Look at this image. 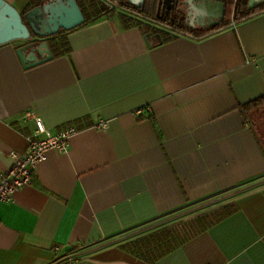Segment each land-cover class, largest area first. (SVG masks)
<instances>
[{"label": "crops", "instance_id": "1", "mask_svg": "<svg viewBox=\"0 0 264 264\" xmlns=\"http://www.w3.org/2000/svg\"><path fill=\"white\" fill-rule=\"evenodd\" d=\"M3 1L23 13L32 0ZM260 5L237 23L234 0L223 31L186 25L200 35L160 43L148 0L140 26L118 14L81 26L30 69L23 41L0 45V178L29 147L25 112L77 130L0 204V264H264ZM179 226L187 238L154 263L123 247Z\"/></svg>", "mask_w": 264, "mask_h": 264}, {"label": "water", "instance_id": "2", "mask_svg": "<svg viewBox=\"0 0 264 264\" xmlns=\"http://www.w3.org/2000/svg\"><path fill=\"white\" fill-rule=\"evenodd\" d=\"M148 0H127L135 8L142 9ZM164 16L166 12L183 14L186 25L191 28L214 30L210 35L224 30L227 0H150ZM260 0H249V10L254 9ZM197 5L193 6V4ZM85 16L76 0H39L32 9L19 13L0 0V45L13 41H23L17 49V56L24 69H30L53 60L48 39L58 35L60 31H72L83 26ZM160 25L157 22H152ZM162 26V25H160ZM188 37L192 35L177 32ZM153 33L147 34L146 42L154 38ZM156 37L162 43L158 34ZM194 38V37H193ZM150 47V45H149Z\"/></svg>", "mask_w": 264, "mask_h": 264}, {"label": "trees", "instance_id": "3", "mask_svg": "<svg viewBox=\"0 0 264 264\" xmlns=\"http://www.w3.org/2000/svg\"><path fill=\"white\" fill-rule=\"evenodd\" d=\"M79 4L83 14H85V23L83 26H86L90 23L97 22L98 20L102 19L103 17L110 18L113 14L110 15H101L99 17L92 16L87 11H85V5L89 7L92 11H100L104 12V9L106 7L104 5H101L96 0H76ZM248 2L249 0H238L236 3V8L234 11V0H227V6H226V13H225V21L223 24V27H228L230 25L231 21V15L234 11V19L238 22H243L246 19H248L252 14L255 13V10H248ZM88 3V4H87ZM39 4V0H32L29 6L26 8V10L32 9L33 7L37 6ZM122 7H125L127 10H134L136 13L142 16L144 14V9H136L132 6H130L128 3L124 2L121 4ZM260 10L264 9V5L259 8ZM114 13V12H112ZM101 14V13H100ZM173 17H162L163 22H172V26L177 28V30L181 31L182 33L199 36L200 34H197L196 32H193L189 30L185 24V18L183 17V14L178 15L177 13L175 15H172ZM123 24L126 28L131 27H137L140 26V20L134 17H127V16H121ZM154 30L157 31L156 28ZM68 31H60V33L50 39H48V43L50 46V49L53 53V56L55 58L65 54L68 52L66 50L67 48V41L65 39V35ZM204 33H202L203 35ZM178 34L175 33H164L162 35V38L164 41H169L173 38H175ZM264 101V98H261L260 100L254 102L252 105V108L258 107L262 102ZM247 109V108H246ZM250 108L247 110L249 111ZM185 227L179 226L174 227L173 230H165L157 235L150 236L148 238H145L143 240L135 241L129 243L127 246H123L124 248H128L130 253L133 255H136L143 259L144 261H148L151 263H154L159 258L165 256L170 252V250L174 249L178 246L180 242L183 241V239L187 238Z\"/></svg>", "mask_w": 264, "mask_h": 264}, {"label": "built area", "instance_id": "4", "mask_svg": "<svg viewBox=\"0 0 264 264\" xmlns=\"http://www.w3.org/2000/svg\"><path fill=\"white\" fill-rule=\"evenodd\" d=\"M238 0H235V4ZM24 123H33L35 130L27 136L29 147L22 156L11 154L14 164L0 178V204H10L15 194L33 183L38 164L47 160L49 152L66 154L71 138L77 133L74 127H67L58 132L49 130L43 118L35 111L24 113ZM103 126V125H102ZM59 252V249H55ZM70 264H76L70 262Z\"/></svg>", "mask_w": 264, "mask_h": 264}, {"label": "flooded vegetation", "instance_id": "5", "mask_svg": "<svg viewBox=\"0 0 264 264\" xmlns=\"http://www.w3.org/2000/svg\"><path fill=\"white\" fill-rule=\"evenodd\" d=\"M96 1H98L101 5H104L106 7V9H104V12H100V11L94 12L93 11L96 14L95 17H99L101 15H110V14H113L112 16L117 15V14L125 16V14L122 12H125L126 14H131L135 18H137V17L139 18L141 16L138 13H136V11H134V10H127L125 7H122L121 4L124 3L123 0H96ZM261 6H263V5H260L257 9H259ZM112 12H114V13H112ZM171 13L166 12L165 15H170ZM175 14L176 13H173L172 15H175ZM84 16H85V14H84ZM127 17H130V16H127ZM162 17L166 18V16L160 15V16H157L156 19H154V20L151 19L152 22H157L158 24L162 25V26L155 25L153 23L156 26V28H158V33H156V34H159L162 38V35L164 33H174V32L179 31V30H177V28H175L171 25L172 22L170 23V22L161 21V20H163ZM103 18H106V17H103ZM179 32H181V31H179Z\"/></svg>", "mask_w": 264, "mask_h": 264}, {"label": "rangeland", "instance_id": "6", "mask_svg": "<svg viewBox=\"0 0 264 264\" xmlns=\"http://www.w3.org/2000/svg\"><path fill=\"white\" fill-rule=\"evenodd\" d=\"M88 4V3H87ZM85 11H87L89 14H91L92 16H96V14L91 10L89 9V7L87 5H85Z\"/></svg>", "mask_w": 264, "mask_h": 264}]
</instances>
